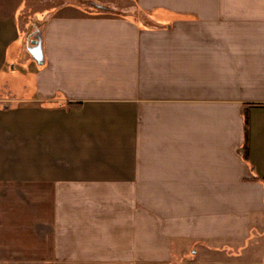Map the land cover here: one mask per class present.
I'll return each mask as SVG.
<instances>
[{"label": "crops", "instance_id": "0c3cea01", "mask_svg": "<svg viewBox=\"0 0 264 264\" xmlns=\"http://www.w3.org/2000/svg\"><path fill=\"white\" fill-rule=\"evenodd\" d=\"M94 2L0 0V264H264V0Z\"/></svg>", "mask_w": 264, "mask_h": 264}, {"label": "trees", "instance_id": "16d2710c", "mask_svg": "<svg viewBox=\"0 0 264 264\" xmlns=\"http://www.w3.org/2000/svg\"><path fill=\"white\" fill-rule=\"evenodd\" d=\"M77 2L80 5H84V6L89 7V8L92 7L94 9H96V10H99V11H104V9L97 8L96 6H93V5L89 4V3H87L86 0H84V1L77 0ZM95 3H97V2H95ZM98 4H99V2H98ZM101 5H104V4H101ZM106 11L115 12V13H119V14H124V12H122L120 10H117L115 8H112V9H109V10H106ZM133 14H135L136 17L139 20H141L143 23H148V21L150 20V17L148 15V13L144 12L140 8H137L135 11H133ZM39 32H40V26L37 24V25H35L32 28V30L29 32V34L30 35L31 34L32 35H37ZM248 124H249V114H248V111H246L245 112V141H244V154H243L245 159H248V152H249V145H248Z\"/></svg>", "mask_w": 264, "mask_h": 264}, {"label": "rangeland", "instance_id": "374dc122", "mask_svg": "<svg viewBox=\"0 0 264 264\" xmlns=\"http://www.w3.org/2000/svg\"><path fill=\"white\" fill-rule=\"evenodd\" d=\"M23 35H25V34H23ZM21 73H19V70L18 71H15L14 72V74L12 75V77L10 78L11 80H14V84L17 86L16 88H12V85H11V88L12 89H10L12 92H10V90H7L8 92V95H10V96H12V97H26V96H28V95H30L29 93H28V91H32V89H33V79L29 76V79H28V81H27V86H29L28 87V89H25L23 86H21V81H24V80H21V75H20ZM32 77H33V75H32ZM20 82V83H19ZM20 84V85H19ZM14 85V86H15ZM190 257V256H189ZM180 262H177V263H174V264H179Z\"/></svg>", "mask_w": 264, "mask_h": 264}, {"label": "water", "instance_id": "95a60500", "mask_svg": "<svg viewBox=\"0 0 264 264\" xmlns=\"http://www.w3.org/2000/svg\"><path fill=\"white\" fill-rule=\"evenodd\" d=\"M86 2L93 5V6H96L97 8H101L104 10L112 9L111 7H109L107 5L98 4L92 0H86ZM148 22L150 23L151 21L149 20ZM32 43H33V46L29 47L28 51L31 52L35 56V58L38 62L41 63L42 61L39 60V57H40L39 54H40V50H41V37H40L39 33L36 35V38L32 40Z\"/></svg>", "mask_w": 264, "mask_h": 264}, {"label": "flooded vegetation", "instance_id": "af4514ba", "mask_svg": "<svg viewBox=\"0 0 264 264\" xmlns=\"http://www.w3.org/2000/svg\"><path fill=\"white\" fill-rule=\"evenodd\" d=\"M35 38H36V35H32V34L31 35L30 34L28 35V40L29 41H32Z\"/></svg>", "mask_w": 264, "mask_h": 264}]
</instances>
